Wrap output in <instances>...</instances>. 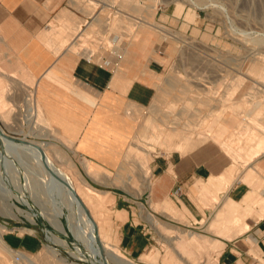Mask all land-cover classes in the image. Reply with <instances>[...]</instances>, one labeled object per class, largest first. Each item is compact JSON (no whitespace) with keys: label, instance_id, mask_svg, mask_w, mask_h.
<instances>
[{"label":"crops","instance_id":"1","mask_svg":"<svg viewBox=\"0 0 264 264\" xmlns=\"http://www.w3.org/2000/svg\"><path fill=\"white\" fill-rule=\"evenodd\" d=\"M85 13L74 0H0V98L29 103L32 97L58 133L72 141L89 174L88 164L95 173L102 164L119 163L122 139L148 125L147 117L138 121L136 115L161 99L171 63L164 41L177 40L175 32L195 31L209 42L215 27L178 3L161 9L149 36L140 24L135 36L114 34L108 26L98 31L96 14ZM157 28L165 29V37ZM216 29L219 39V24ZM122 48L114 64L112 50ZM255 144L259 153L245 167L240 164L233 179L225 153L150 151L139 196L144 206L118 208L126 212L119 223L122 251L139 258L151 244L150 216L172 220L171 203L186 209L189 226L221 243L215 264H264V138L257 136ZM176 186L180 196L173 197ZM13 243L29 250L38 246L22 239Z\"/></svg>","mask_w":264,"mask_h":264},{"label":"rangeland","instance_id":"2","mask_svg":"<svg viewBox=\"0 0 264 264\" xmlns=\"http://www.w3.org/2000/svg\"><path fill=\"white\" fill-rule=\"evenodd\" d=\"M74 1L84 13H87L86 15L96 14L97 21L93 27L98 31L108 26L114 34L135 36L138 34L141 18L151 20L155 24L161 9L174 3L191 7L194 14L209 20L215 28L212 29L209 42L202 41L200 33L198 35L195 31L191 34L175 32L177 40L170 42L167 41L168 38L166 42L164 41L166 53L171 54V63L164 73L161 99L159 103L149 107L146 113L142 111L137 113V120L141 121L145 116L148 125L146 128L142 125L140 132L139 129H135L134 133L122 139L119 163L101 165L102 171L107 169V172L97 171L92 175L87 174L84 168L87 163L83 161V156L76 153L72 141L62 137L41 111L38 113V118H32L27 103H8L4 98H0L1 128L15 138V141L25 139L47 144L57 165L66 166L69 160L87 184L100 191H108L99 194L104 202L98 210V218L110 241L127 260L134 264H215L221 243L203 235L201 230L189 226L185 216L186 209H180L171 203H169L171 213L169 212L168 216H171L172 220L156 218L172 226L175 231L170 235H164L151 225L149 229L151 244L148 248L139 258L127 256L119 244L118 223L122 219L116 218V210L125 204L134 210L144 206L143 200L139 198L143 191L144 174V170H140V165L148 174L150 151L199 148L225 153L231 159L232 165L229 171L232 179L235 171L239 170L240 164L245 167L244 164L254 154L259 153L255 144L256 137L264 138V77L262 75L264 0H132L139 6L137 11L128 8L130 6H127L126 2L129 0ZM149 3L155 5V13L151 19L146 17L143 7L141 8ZM221 6L226 8V15L229 16L226 19L234 21L243 31L251 30L256 33L240 36L233 34L235 38H225L219 29L218 39V33L213 30H217L221 18L225 19ZM141 29L145 31L146 36L153 34V28L145 26ZM164 30L159 31H163L165 37L167 32ZM2 83L8 87L7 81L3 82L2 79ZM8 93L10 96L13 95L12 90ZM14 95L17 96L16 93ZM257 101L261 105L256 109ZM219 112L221 117L217 119L216 115ZM247 113H250V116H247ZM212 121L211 125H213L210 128ZM54 147L58 149V154L54 152ZM22 151L24 150L17 152L21 153L20 155L17 153H14L13 157L11 155L7 165L3 164V159H0V183L3 184L2 188H10L13 192L23 189L24 192L34 193L33 197L35 195L34 199H37H35L36 203L30 199V206L14 201L18 209L8 204L11 200L7 197L0 199V226L5 228L4 240L11 247L25 252L36 264H92L89 255L78 256L72 253L75 251L74 244L78 241L68 230L66 233L57 231L53 223L39 213L40 210H49L48 212L52 213L51 205L53 208L54 202L51 201L54 195L46 191V182L42 179V175L46 174L47 179L49 175L43 167L39 169L40 166L37 165L39 162L34 161L35 159L29 156V152L26 151L23 156ZM14 155L18 158L20 156V163L26 162L27 165L25 166V163L19 165ZM24 183L29 185V187L26 185L27 189ZM47 196L49 199H46ZM124 198H128L127 202L123 200ZM20 209L23 213H20ZM61 220L66 226V215H63ZM46 229L56 235L58 239L56 242L45 238ZM192 233L203 235L208 239V245L205 248L183 247L179 237H190ZM16 239L33 241L38 246L34 250H29L24 246L14 245ZM78 245L84 247L81 242ZM176 247L178 250H175ZM1 259L5 264H28L22 260L19 253H11L2 248H0V264H2Z\"/></svg>","mask_w":264,"mask_h":264},{"label":"bare ground","instance_id":"3","mask_svg":"<svg viewBox=\"0 0 264 264\" xmlns=\"http://www.w3.org/2000/svg\"><path fill=\"white\" fill-rule=\"evenodd\" d=\"M126 5L130 6L128 8L129 9L132 8L133 11L139 10V6L135 2H133L132 0H129V2L127 1ZM142 7H143V11L145 12V13L144 12L143 13L146 14V17H148V18L150 17V19H151V17L155 13V5L153 3H149V4H145V5L141 6V8ZM147 23H149V25H147ZM145 26H147L148 28H154V24L151 22V20L141 18L140 27L142 28ZM158 30H162V29L158 28ZM262 75L264 77V70H263ZM259 105H261V103L259 101H257V103H255L256 109L259 107ZM27 106H28V110H29L32 118L33 117L38 118L39 111H41V113H42L41 108L39 110L40 106L38 105V103L33 102L32 97H30V101H29V103H27ZM227 107H225V108H227ZM250 113H247V116H250ZM220 116H221V114L219 112L216 115V118L218 119ZM29 117H30V115H29ZM1 119L3 121H5V119H3V118H1ZM214 120H215V118H214ZM211 123H213V121L210 122V125H211ZM212 125L210 126V128L212 127ZM207 128H209V127H207ZM53 149H54V152L56 154H58V149L55 147ZM20 150H24V151H22L23 156H24L26 151L29 152L30 153V154L28 153L29 156H32V159L33 160L35 159L34 161H37L40 163V164L37 163V165L40 166L39 169H41V167H43L45 169L46 173L49 175L48 179H47L46 174H45V176L42 175V179L44 180V182H46L45 183L46 184L45 186H47L46 191H48V193H52L54 195V196H52L54 201L53 200L51 201L52 203L54 202L53 208H52V205L50 203L52 213L51 212L49 213L48 212L49 210L48 211L40 210L39 213L42 215V217L51 221L53 223V226L56 228L57 231H59L61 233H66L68 230L74 236V238L78 242H76L74 244L75 251H73L72 253L75 255H78V256L79 255L85 256V254L89 255V261L92 264H134L133 262L124 258L118 252L119 249L117 250V248L110 241L109 235H107L104 232L103 226H102L101 222L99 221L98 210L101 209L102 204L104 202V201H102L101 196L99 197V194L100 193H107L108 191H106V190L100 191V190L92 187L91 185L87 184L83 180V177L79 175V173L75 169L73 163L70 162L69 160L67 161L66 166L57 165L55 160H53V158H52V154L49 151V146L47 144L43 145L40 142L27 141L25 139H22L20 141H15V138L9 136L0 126V159H3L2 160L3 164L7 165V162L10 161V159H11V158L9 159V157L11 155L13 157V154L14 153L16 154L18 151L20 152ZM17 154L20 155L21 153H17ZM15 157L18 159L17 160L15 158L17 160V162L19 160H21L20 156H19V158L17 155ZM21 163H25V166L27 165L26 162H21ZM21 163L19 161V165H21ZM41 164H42V166H41ZM37 165H35V166H37ZM91 167L92 166L90 164H88L87 172L92 175L93 170L91 169ZM140 167H139L140 170L145 171V169L143 168L142 165H140ZM28 168H30V167H28ZM43 168H42V171L44 170ZM24 170H25V168H24ZM26 170H25V172L28 173V171H26ZM42 171H41V173H42ZM29 173H30V171H29ZM41 173H40V175H41ZM42 174H44V171ZM39 177H41V176H39ZM27 180H28V177H27ZM1 183H0V199H4L5 197H7V199L11 200L8 204L12 205V206H16L17 209H18V206L16 205V203L14 201H19L26 206H30V199L34 200L33 203L35 202V199H37V198L34 199V197H35V195L33 197L34 193L31 194V192H24V191H22L23 189L21 191L13 192L10 188L6 189V187H4V186H3L4 188H2L3 184H1ZM24 185H25V189H27L29 187V185L26 183H24ZM26 185L28 187H26ZM23 187L24 186H22V188ZM138 193H139V191H138ZM46 199H49L48 196L46 197ZM46 202L49 203L48 201H46ZM19 211H20V213H23V211L21 209ZM116 212H117L116 218H120L122 220H124L126 218L125 210H116ZM33 214H34V212H33ZM63 215H66V226L63 224V222L61 220V217ZM150 217L152 219L153 226L156 229H158L161 234L170 235V233L172 231H175L172 226L168 225L167 223L162 222L161 220H159L155 216H150ZM28 230H30V229H28ZM4 231H5V228L3 226H0V248L6 250L8 252H11V253H14V252L19 253L20 256L22 257V260L25 263L36 264V263H33L32 259L25 252H22L21 250H17L15 248L11 247L4 240V237H3ZM25 231H27V230H25ZM46 235H47V239L52 241V242H56L58 240L56 235L53 234L48 229H46ZM179 238H181L180 240H182L183 247H185V248H187L188 246L189 247H199V248L203 247V248H205V246L208 245V239H206L203 235L198 234V233H192V235L190 237L180 236ZM79 242H81L82 246H84V247L79 246L78 245ZM175 250H178L177 247L175 248ZM181 254H182V256H185L183 253H181ZM1 263L5 264V262H3L2 259H1ZM68 264H73V263H68Z\"/></svg>","mask_w":264,"mask_h":264},{"label":"built area","instance_id":"4","mask_svg":"<svg viewBox=\"0 0 264 264\" xmlns=\"http://www.w3.org/2000/svg\"><path fill=\"white\" fill-rule=\"evenodd\" d=\"M221 12H223L225 19L221 18V20L218 21V24L220 26L221 34L223 37L235 38L233 34L240 36V35H245V34L256 33L255 31H251V30L250 31H243V30H241V28L238 25H236V23L234 21L226 19V18H229V16L226 15V8L224 6H221ZM112 43L114 44L115 42L113 41ZM119 47H121V46H119ZM120 50L119 49L112 50L111 55H112V57H114V59H113L114 64L117 63L123 55V48ZM180 192H181V186H176L172 191L173 197L180 196Z\"/></svg>","mask_w":264,"mask_h":264},{"label":"water","instance_id":"5","mask_svg":"<svg viewBox=\"0 0 264 264\" xmlns=\"http://www.w3.org/2000/svg\"><path fill=\"white\" fill-rule=\"evenodd\" d=\"M41 222H42V224L44 225L43 221H41ZM45 238L47 239V235H46V233H45Z\"/></svg>","mask_w":264,"mask_h":264}]
</instances>
